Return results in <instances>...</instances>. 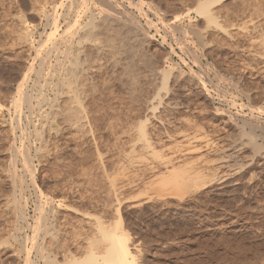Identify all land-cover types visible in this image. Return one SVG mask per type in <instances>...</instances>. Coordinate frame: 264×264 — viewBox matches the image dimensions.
Listing matches in <instances>:
<instances>
[{
    "label": "rangeland",
    "instance_id": "1",
    "mask_svg": "<svg viewBox=\"0 0 264 264\" xmlns=\"http://www.w3.org/2000/svg\"><path fill=\"white\" fill-rule=\"evenodd\" d=\"M142 1L158 29L138 50L134 86H126L124 70H112L109 58L89 60L93 77L85 104L93 124L83 133L46 117L49 105L33 115L26 106L16 111L10 105L17 76L39 63L33 61L36 51L25 46L23 34H13L17 22L25 19L33 38L45 41L42 52L50 43L43 33L50 31L34 25L27 15L29 3L0 0V118L9 127V132L0 130V264H26L19 241L32 236L21 223L15 240L9 217L1 212L3 200L12 196L5 154L15 142L21 155L28 149L34 166L36 186L19 157L17 171L25 180L21 192L32 226L39 206L46 208L49 219L59 210L70 220H65L69 227L63 226L70 235L78 226L79 209L90 215V223L114 221L112 227L118 225L128 235L137 264H264V0L216 2L214 16L226 32L209 26L197 12L204 0ZM158 70L169 77L167 90ZM178 71L182 74L175 77ZM34 78L32 73L29 86ZM161 98L165 100L160 104ZM142 125L154 153L138 142ZM163 159L171 162L172 172L160 164ZM199 176L206 183L191 193L173 184L191 181L193 186L191 179ZM43 235L41 243L46 242ZM70 237L65 243L76 252L78 243ZM35 253L32 262L38 261Z\"/></svg>",
    "mask_w": 264,
    "mask_h": 264
},
{
    "label": "bare ground",
    "instance_id": "2",
    "mask_svg": "<svg viewBox=\"0 0 264 264\" xmlns=\"http://www.w3.org/2000/svg\"><path fill=\"white\" fill-rule=\"evenodd\" d=\"M21 1L24 5L26 3L30 4V7L28 6L31 9L29 10L30 14L27 15L32 21H34V25H36L35 23L37 22L38 25L42 24L45 26V29L50 31L49 33L46 31L43 33L50 43L45 52H42L45 41L33 38L32 29L29 28L26 20L23 18L19 21L16 19L18 24H15V28L10 26L12 29L14 28L15 31L13 30V33L12 29H9V32L11 31L13 34L21 32L23 34L25 46L30 50L34 49L36 51V57L33 61L39 59V63L37 64L38 67L36 66L37 68H34L33 65H31V67L28 66V70H26V72L17 76L18 82L15 97H13L14 99L11 104L10 102L8 103L13 106L16 111H18L17 108H19V106H26L32 115L38 110L41 112V109L46 104V106L49 105L50 108V112L48 110L47 114H45L46 117L52 116L54 120L60 119L62 123L64 122L67 125V128L73 129L74 131L84 133L91 130L93 124L91 119L92 117L85 103H88V101H86L88 95L86 89L88 83H90L89 80L93 73L90 67H88L87 62L89 60H99V58L103 57L109 58L112 70H115L116 68L124 70V75L121 78L125 76L124 80L128 81L126 86L129 88L131 86L130 84H134L132 71H134V60L140 56V53L138 54V50L142 48V45L146 44V41L150 40V37L152 38V36H150V32L156 27V23L153 22L145 11L144 2L142 0H131L129 3H118V1L115 2L114 0ZM218 1L219 0L200 1L196 6V10L207 20L209 26L214 25L216 29L218 28L220 31L226 32L225 29L218 25L214 16L213 6ZM12 25L14 26L13 23ZM156 29L158 28L156 27ZM190 30L192 31L191 33H193L192 27ZM200 37L204 40L203 36ZM35 44H38V47H36ZM189 70H191V75L195 74L192 69ZM32 73L35 75V78L32 80V85L29 86ZM181 74L182 72L178 71L175 77H180ZM156 75L164 79V89L167 90L169 77L160 70L156 72ZM121 78L119 77L120 81L122 80ZM119 80L117 79L118 82ZM121 82L118 84L120 85ZM123 85L121 84L122 87ZM47 91L51 92V97L48 96ZM165 98H161L159 103H163ZM9 100L11 99H8V101ZM151 103L152 102L149 104L151 105ZM167 104L169 105L171 103L168 102ZM4 105L7 104L5 103ZM10 105L9 107H11ZM243 106L240 107L243 108ZM150 108H152V106ZM248 108V110H250V107ZM153 109L150 111L154 114ZM21 112L22 111L19 110V113ZM15 120L13 119V121ZM17 122L15 123L16 125ZM12 127L14 128V126H11V128ZM7 128L9 127L6 124V120L0 118V130H7ZM17 129L19 128L17 127ZM50 130L52 131V129ZM7 131L9 132V130ZM58 131L55 130L54 133L57 134ZM8 132L5 131V133H7L6 135L9 136ZM11 132H13V130ZM52 132L50 134H53ZM23 133L21 134L23 135ZM18 137H20V135H18ZM12 138L15 139L14 134L12 135ZM20 139L22 138L20 137ZM21 142H24V140ZM138 142H140L143 149L148 151L150 150L154 153L152 150V141L150 137H148V133L144 125L141 126V134ZM15 143L12 144L5 154L9 159V169H7L8 174L6 176V183L10 188H8V193L12 192V196H10L12 199H10L8 193L5 194L9 198L4 199L3 203H1V209L3 210L1 212L5 214L7 218L9 217V233L15 240H17V236H15L16 233L21 229V223L25 224L32 230V236L26 235L27 239H23L24 241L22 243L19 241L20 251L16 250L26 254V257H24V259L26 258V264H137V252L128 244V235L122 229L118 228V225L112 227V222L114 221H108L107 223L109 225H106V222L94 219L93 223H90L88 221V217L90 215L88 216V214L84 211L76 209V222L74 223L78 226L75 231L72 230L73 228H68L70 229V232H73L70 235H72L73 239L77 240H75L74 243H78L76 244L78 246H75L76 250L73 248L76 252H71L70 249L74 245L71 246V243L70 245L66 244V237H70V235L67 230H63V226H67V222L69 223L70 220L68 221L66 219L67 216H65V214H61L59 210L54 212L53 217L49 219V214H45L47 211L46 208L45 211L42 206H39L38 210L37 204L35 208L38 210L36 212H39V216H37L38 218L36 217V224L34 226L30 225L25 211V197L23 198L21 192L25 180L22 176H20V174H18L17 171L19 157H23L21 164H23L27 173L33 176V178L30 179L32 186H36L33 185V182H35V176L32 167L34 168V166H31L32 159H29L30 154L28 155V149H23L24 155L22 152L21 155L17 150L20 148L15 147ZM22 144L24 145V143ZM24 147L26 148V146ZM160 164L165 166L167 172H172L168 170V166L171 162L163 159ZM199 177H196L197 179H191L194 183L193 186L190 180L191 185L188 182H186L188 184H185L179 180H176L173 184H176L182 193H187L188 190H190L191 193L193 192L191 188H193V190H197L201 188L204 183H206V180L204 179L205 177ZM40 193H42V191ZM48 197L49 196H47V198ZM49 201L50 200L48 198V202ZM59 205L61 206V203ZM55 209L57 210L59 208H54V211H56ZM114 217L115 216L112 218L113 220ZM65 220H67V222H65ZM87 226L89 228L88 230H90L89 233L85 230ZM67 227H69V225ZM70 227H74L75 229V226L71 225ZM42 233H44V235ZM40 235L45 236L46 242H39ZM72 237L69 238L70 241H72ZM43 238L44 237H42L41 240ZM69 240L68 242H70ZM29 244L31 245V248H29ZM32 251L36 252L35 254L38 261H31Z\"/></svg>",
    "mask_w": 264,
    "mask_h": 264
}]
</instances>
